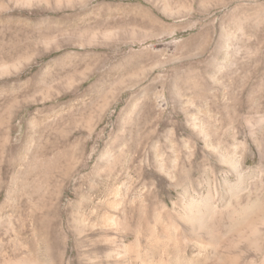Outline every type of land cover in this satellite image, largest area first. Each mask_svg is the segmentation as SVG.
Segmentation results:
<instances>
[{
    "label": "rangeland",
    "instance_id": "374dc122",
    "mask_svg": "<svg viewBox=\"0 0 264 264\" xmlns=\"http://www.w3.org/2000/svg\"><path fill=\"white\" fill-rule=\"evenodd\" d=\"M0 264H264V0H0Z\"/></svg>",
    "mask_w": 264,
    "mask_h": 264
}]
</instances>
